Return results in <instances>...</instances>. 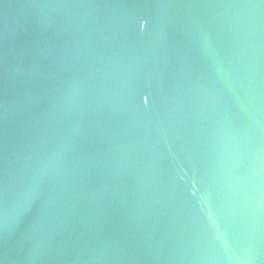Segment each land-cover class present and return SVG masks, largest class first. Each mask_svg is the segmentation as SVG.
Masks as SVG:
<instances>
[{
  "label": "water",
  "instance_id": "water-1",
  "mask_svg": "<svg viewBox=\"0 0 264 264\" xmlns=\"http://www.w3.org/2000/svg\"><path fill=\"white\" fill-rule=\"evenodd\" d=\"M0 264H264V0H0Z\"/></svg>",
  "mask_w": 264,
  "mask_h": 264
}]
</instances>
